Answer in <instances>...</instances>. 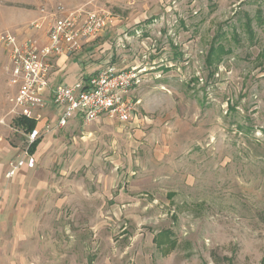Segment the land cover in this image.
<instances>
[{"label": "rangeland", "instance_id": "1", "mask_svg": "<svg viewBox=\"0 0 264 264\" xmlns=\"http://www.w3.org/2000/svg\"><path fill=\"white\" fill-rule=\"evenodd\" d=\"M57 5L111 13L74 57L139 71L133 119L78 116L6 179L25 142L0 46V264H264V0H0V33Z\"/></svg>", "mask_w": 264, "mask_h": 264}, {"label": "built area", "instance_id": "2", "mask_svg": "<svg viewBox=\"0 0 264 264\" xmlns=\"http://www.w3.org/2000/svg\"><path fill=\"white\" fill-rule=\"evenodd\" d=\"M111 21V13L107 10L42 6L24 36L9 31L0 33V46L7 58L4 71L8 85L14 89L7 112L10 121L38 122L47 104L58 112L54 126L45 124L41 129L35 127L30 131L13 127L14 132L24 136L25 147L7 162L5 178H12L19 169H32L35 158L29 152L30 146L54 128L67 126L78 116L83 124H90L100 117L121 124L133 119L130 93L141 81L139 71L133 68L122 71L112 67L101 69L87 79L49 90L55 59L78 54L88 40L103 34Z\"/></svg>", "mask_w": 264, "mask_h": 264}, {"label": "crops", "instance_id": "3", "mask_svg": "<svg viewBox=\"0 0 264 264\" xmlns=\"http://www.w3.org/2000/svg\"><path fill=\"white\" fill-rule=\"evenodd\" d=\"M110 24H112V21ZM93 41L94 40H89L85 43V45H87L88 43L93 42ZM74 56H72V57L60 56V57L55 59L54 69L50 75V80H49V90L50 91H52L56 87L63 85V84H72V83H74L80 79H87L88 77H90L91 75H93L95 73L94 72V73H91L89 75H85V73H83V69H84L83 64H81L79 62V60L76 59ZM13 93H14V90H13ZM57 116H58L57 110L55 108H53L50 104H47L44 111L42 112L41 120L36 122V128L41 129L45 124H47V122L50 123V126H54L56 123ZM73 120H76V119L70 120L67 125H69L70 122ZM13 151H15V156H16L20 150L19 149H13ZM10 159H12V158H10ZM1 163L2 162H0V181L2 178L1 177V172H2V164ZM26 170H27L26 168L19 169L16 172V174L12 177L13 181H15L18 178V175L21 172L26 171ZM5 173H6V168H5ZM5 173H4V177H5Z\"/></svg>", "mask_w": 264, "mask_h": 264}, {"label": "trees", "instance_id": "4", "mask_svg": "<svg viewBox=\"0 0 264 264\" xmlns=\"http://www.w3.org/2000/svg\"><path fill=\"white\" fill-rule=\"evenodd\" d=\"M249 24V20L247 21V25ZM230 53L229 49H226L222 44H212L208 54L206 56L205 59V63L208 66H212L213 63H216V61L218 62L222 56L226 55ZM14 126L18 127L19 129L25 130V131H30L32 129H34L36 127V122L33 120H28V119H19V120H15L13 122ZM40 143V140L37 139L31 146L29 149L30 154H33L38 146V144Z\"/></svg>", "mask_w": 264, "mask_h": 264}]
</instances>
